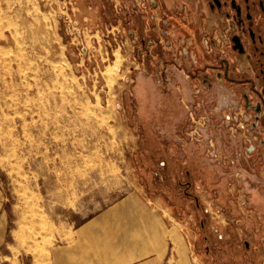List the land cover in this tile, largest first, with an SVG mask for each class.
Wrapping results in <instances>:
<instances>
[{
    "label": "rangeland",
    "instance_id": "374dc122",
    "mask_svg": "<svg viewBox=\"0 0 264 264\" xmlns=\"http://www.w3.org/2000/svg\"><path fill=\"white\" fill-rule=\"evenodd\" d=\"M205 1L0 0V264H51L73 227L109 211L194 249L198 208L212 248L193 264H264L258 99Z\"/></svg>",
    "mask_w": 264,
    "mask_h": 264
},
{
    "label": "crops",
    "instance_id": "0c3cea01",
    "mask_svg": "<svg viewBox=\"0 0 264 264\" xmlns=\"http://www.w3.org/2000/svg\"><path fill=\"white\" fill-rule=\"evenodd\" d=\"M181 168L172 167L171 171L179 180L176 182L170 176L172 181H169L170 186H174V190L177 183L183 185L179 188L181 191L178 194V202L188 197L185 190L186 181L181 180V174L184 172ZM0 203L5 209L6 197L1 190ZM133 215L134 213L125 211L100 212L80 226L73 227L66 238L52 248L51 264H193L189 260L192 250L203 253L204 245L207 247L210 245L212 248L211 238L208 232L203 230L208 225L209 216L202 208L195 209V218L200 225V242L197 238L194 239V249L188 248L186 239L182 240L181 237L177 238L179 245L174 248L170 232L164 228L143 226L139 217ZM233 236H237L236 233H233ZM5 237L4 213L0 210V248L6 244ZM234 237L227 241L231 249L225 248L227 257L231 252L240 255L241 251H238ZM244 245L248 248L242 256L248 254L253 257V249L257 251L258 246H254L248 240H244ZM218 247L222 248V245ZM205 250L208 251L207 248ZM199 264H204L202 259Z\"/></svg>",
    "mask_w": 264,
    "mask_h": 264
},
{
    "label": "flooded vegetation",
    "instance_id": "af4514ba",
    "mask_svg": "<svg viewBox=\"0 0 264 264\" xmlns=\"http://www.w3.org/2000/svg\"><path fill=\"white\" fill-rule=\"evenodd\" d=\"M205 4L216 20V29L225 31L223 36L228 38L229 46L236 49V54H241L248 64V71L242 80L244 86L257 95L256 113L264 137V0H206ZM218 39L221 42L222 39ZM224 75L240 82L234 76ZM261 143L264 144V140Z\"/></svg>",
    "mask_w": 264,
    "mask_h": 264
},
{
    "label": "built area",
    "instance_id": "2783aa9c",
    "mask_svg": "<svg viewBox=\"0 0 264 264\" xmlns=\"http://www.w3.org/2000/svg\"><path fill=\"white\" fill-rule=\"evenodd\" d=\"M72 9H75V7H72ZM71 24H72L73 29H77L78 27L80 29L79 23L77 21L72 20ZM90 45H91V43H90ZM82 51L84 52V56H85L86 55V51L84 49Z\"/></svg>",
    "mask_w": 264,
    "mask_h": 264
}]
</instances>
